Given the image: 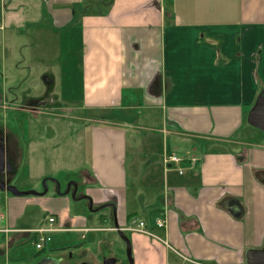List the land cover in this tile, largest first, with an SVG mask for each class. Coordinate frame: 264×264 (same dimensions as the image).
Instances as JSON below:
<instances>
[{"label":"crops","instance_id":"obj_1","mask_svg":"<svg viewBox=\"0 0 264 264\" xmlns=\"http://www.w3.org/2000/svg\"><path fill=\"white\" fill-rule=\"evenodd\" d=\"M0 40L53 60L29 65L50 91L26 111L84 121L52 162L43 141L22 149L13 128L0 131V182L17 192L0 188V264H119L105 250L118 237L125 264L128 244L131 264H253L264 247V134L251 124L264 99V0H0ZM76 154L79 166H65L76 180L48 184ZM170 154L181 167L166 168ZM49 217L62 231L36 250ZM131 217L157 239L110 237Z\"/></svg>","mask_w":264,"mask_h":264},{"label":"rangeland","instance_id":"obj_2","mask_svg":"<svg viewBox=\"0 0 264 264\" xmlns=\"http://www.w3.org/2000/svg\"><path fill=\"white\" fill-rule=\"evenodd\" d=\"M45 63H53V60L50 59V55L47 56L46 61L36 54H27L26 52L11 55L8 51H6L5 48H2L0 40L1 134H4V131H6L7 127L8 129L13 128L17 132L19 146L22 149H25L30 141H43L45 143V147L44 149L40 150V153L48 152V160L51 161L53 159H57L55 153L50 151L51 147L58 145L60 146L61 151H66L68 147L73 143L74 138L77 136V129L84 123V121L80 119L79 114L77 115L76 112H66L65 114L56 113L61 114L63 117H53L51 115L34 116L29 111H26L28 110V108H26L29 103L28 100H35L42 89H47L46 87L42 86L39 79L32 76V73L35 70H32L29 65H43ZM29 69L31 71H29ZM29 73H31V76L29 75ZM13 78H15L16 82L14 84L11 83V81H13ZM49 91L50 89H47V92ZM73 104L74 103H69L68 106L73 107ZM36 118L39 120V123H32L33 121L37 120ZM41 119H44V123H41ZM30 127H36L37 129L32 130ZM32 132L34 134H31ZM1 134L0 143H5L6 139H4L2 137L3 135ZM38 147L40 148V145ZM180 152L184 151L181 150ZM177 154L182 155L183 153ZM59 162L61 165H58L57 168L61 170L59 171L60 175L55 176L54 173H51L49 177H46V179H49L47 180V183L51 184L52 180L56 179L69 182L76 180L77 170L67 169L65 166L71 165V163L74 164V166H79V164L81 163L79 154H76V156L72 160L64 161L62 159H59ZM45 169L46 167L44 166V172ZM136 216L140 217V213H136ZM110 237H118L117 232L111 234ZM118 238L117 241H111L109 245L105 246V250L107 251V254H112L117 259V262L119 264H125V245L123 242H119Z\"/></svg>","mask_w":264,"mask_h":264},{"label":"built area","instance_id":"obj_3","mask_svg":"<svg viewBox=\"0 0 264 264\" xmlns=\"http://www.w3.org/2000/svg\"><path fill=\"white\" fill-rule=\"evenodd\" d=\"M185 162V158L170 154L165 156L164 164L166 168H170L171 166L181 167V165ZM179 174H182V171H179ZM2 223V217L0 215V225ZM166 226V219L165 217H161L160 219L154 220V229L163 230ZM62 231L58 229L56 226V220L53 217H49L47 219L46 227L40 228L35 232L36 234V242L35 248L36 250H43L44 245L51 241V236L57 232ZM114 232L121 233V232H129V233H138L143 234L153 239H157L156 236L152 233L149 229L148 224L142 220H139L136 217H131L124 228H114ZM0 232L7 233L8 230L1 229ZM165 247H168L166 242H163Z\"/></svg>","mask_w":264,"mask_h":264},{"label":"water","instance_id":"obj_4","mask_svg":"<svg viewBox=\"0 0 264 264\" xmlns=\"http://www.w3.org/2000/svg\"><path fill=\"white\" fill-rule=\"evenodd\" d=\"M251 124L264 134V99H261L257 107H255L251 115ZM2 158L3 156L0 154L1 161H2ZM0 188L1 190L7 189L8 191L17 193L13 188H9V187L6 188L2 182H0ZM118 234L121 236V238H123L121 233H118ZM248 257H249V261L252 262L253 264H264V247L261 251H258V252L250 251L248 253ZM128 260L131 264L129 244H128ZM113 263H114L113 260H105L103 262V264H113ZM44 264H56V263H54L53 261H47Z\"/></svg>","mask_w":264,"mask_h":264}]
</instances>
